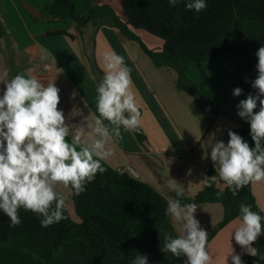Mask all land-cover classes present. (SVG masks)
<instances>
[{
  "label": "trees",
  "instance_id": "obj_1",
  "mask_svg": "<svg viewBox=\"0 0 264 264\" xmlns=\"http://www.w3.org/2000/svg\"><path fill=\"white\" fill-rule=\"evenodd\" d=\"M206 9L196 12L185 7L186 0L172 6L169 0H121L125 23L108 5L97 0H84L87 17L77 14L74 0H53L44 12L31 13L36 22L73 20L81 35L90 23L118 29L129 40L137 43L159 67L168 66L178 74V86L192 96L196 108L202 112H218L202 88L189 80L187 70L194 66L208 79L203 64L226 53L233 52L237 59V72L241 89L256 96L252 87L256 79L257 50L264 46V0H205ZM143 30L161 39V52L150 50L134 33ZM5 34L0 26V37ZM48 36H74L67 32H48ZM89 60L100 83L104 72L95 56V42ZM259 110V102L257 109ZM141 112V111H140ZM240 135L250 146V125L244 120L239 129H228ZM137 139L147 142L139 126L134 131ZM97 173L94 181L86 184L79 196L71 192L79 222H75L66 206L67 217L47 228L41 227L38 215L19 210L21 223L10 226V219L0 211V264H132L141 254L148 256V264H185L186 257H176L164 251V237H178L171 217L166 215L167 199L148 183L129 173H121L108 165ZM203 190L194 198L176 197L182 204L220 203L223 220L217 231L238 219L241 204L262 217L252 192V182L236 195L225 187L219 189L213 178L218 177V166L210 168ZM208 185H211L210 187ZM221 193V195H218ZM264 223V221H262ZM253 247L258 255H241L243 264H264V232Z\"/></svg>",
  "mask_w": 264,
  "mask_h": 264
},
{
  "label": "crops",
  "instance_id": "obj_2",
  "mask_svg": "<svg viewBox=\"0 0 264 264\" xmlns=\"http://www.w3.org/2000/svg\"><path fill=\"white\" fill-rule=\"evenodd\" d=\"M97 0L99 5L110 6L127 23L121 0ZM53 0H0V16L6 25L7 37L13 42L10 47L13 56L8 62L19 68L20 74L34 76L47 85L54 81L60 89L59 108L63 110L66 122L75 130L94 123L96 111V88L99 85L93 73L91 44L95 42V56L104 72L103 55L115 51L124 57L131 69L133 91L141 120L139 126L147 136L142 144L134 131L122 132L121 140H110L108 147L113 155L102 165H108L121 173L151 185L165 199L175 198L173 186L179 184L183 195L194 198L211 179L210 144L216 141L228 142V129H239L242 119L237 115V105L248 94L243 90L240 96H233V90L240 87L237 59L233 52L226 53L203 64L208 79L190 66L187 77L199 85L218 112L197 110L195 99L178 86L177 72L168 66L159 67L153 59L135 42L127 39L118 29L107 24H88L80 34L73 20L36 22L33 14L44 12L45 5ZM77 14L88 16L84 0H74ZM67 32L74 36H48V32ZM143 30H136L143 43L155 52H161L164 42L155 40ZM147 33V32H146ZM3 92H0L2 95ZM107 124V121H105ZM71 140V136L68 137ZM93 136L84 137L85 144H91ZM219 189L226 185L220 179H213ZM57 192L66 199V208L74 211L71 190L57 185ZM252 192L264 216V179L252 181ZM195 218L207 231L206 249L211 264H232L229 253L247 254L236 244L233 230L238 219L216 232L223 220L224 209L220 203L196 204ZM178 236L182 222L171 218Z\"/></svg>",
  "mask_w": 264,
  "mask_h": 264
},
{
  "label": "clouds",
  "instance_id": "obj_3",
  "mask_svg": "<svg viewBox=\"0 0 264 264\" xmlns=\"http://www.w3.org/2000/svg\"><path fill=\"white\" fill-rule=\"evenodd\" d=\"M180 2L169 0L172 6ZM185 7L200 12L207 4L205 0H186ZM256 55L258 75L252 87L258 94H249L237 105V115L250 125L254 145L231 130L227 143L220 140L210 144V159L233 195L250 182L264 179V46ZM103 62L104 75L96 88L98 116L94 123L87 124V132L84 126L73 130L66 122L58 107L60 89L54 81L45 85L23 73L10 80L7 72L0 75V84L4 85L0 95V211L10 219V226L21 223V208L42 217L41 227L45 228L66 219V199L57 192V185L79 196L97 173L107 170L101 161L113 155L108 142L121 140V129L138 130L141 112L132 87L131 69L115 51L104 53ZM242 91L235 88L233 96H240ZM258 102L259 110L255 111ZM86 135L94 137L91 144L84 143ZM173 190L176 197L183 195L179 184ZM196 211L194 203L182 204L180 199L168 198L166 215L182 222V231L176 238L165 235L164 251L178 258L183 255L185 264H211L212 257L206 249L208 233L195 218ZM239 212L234 240L255 257L258 250L253 245L264 232V217L246 204L240 205ZM229 256L232 264H243L234 249ZM132 264H148V256L138 255Z\"/></svg>",
  "mask_w": 264,
  "mask_h": 264
},
{
  "label": "rangeland",
  "instance_id": "obj_4",
  "mask_svg": "<svg viewBox=\"0 0 264 264\" xmlns=\"http://www.w3.org/2000/svg\"><path fill=\"white\" fill-rule=\"evenodd\" d=\"M112 2L115 3L114 0H112ZM0 26L2 28V31L5 34L3 37H0V75H3L4 72H7V74H8L7 79L10 80L15 75L20 74V72L18 70L19 68H15L13 65H10L8 62V56H10V55L13 56V53L10 50V47H12L13 42L10 38L7 37L6 25L3 21V19L1 18V16H0ZM96 26L97 27L100 26L99 23L98 24L96 23ZM134 33L136 34V30H134ZM143 33L147 34L151 38H154L155 40L161 41V39H159V38H157V37H155L149 33H146V31ZM91 49L93 50V45L91 46ZM232 54H234V53H232ZM3 89H4V85L0 84V92H3ZM73 206H74V204H73ZM70 216L75 222L80 223V219L77 216L75 206H74V211H73V209L72 210L70 209Z\"/></svg>",
  "mask_w": 264,
  "mask_h": 264
}]
</instances>
